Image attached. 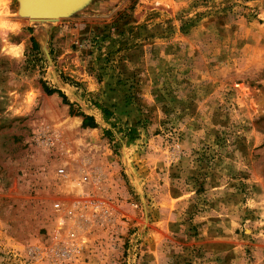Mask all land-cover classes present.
<instances>
[{"label": "rangeland", "instance_id": "374dc122", "mask_svg": "<svg viewBox=\"0 0 264 264\" xmlns=\"http://www.w3.org/2000/svg\"><path fill=\"white\" fill-rule=\"evenodd\" d=\"M20 9L0 0V264H264V0Z\"/></svg>", "mask_w": 264, "mask_h": 264}, {"label": "water", "instance_id": "95a60500", "mask_svg": "<svg viewBox=\"0 0 264 264\" xmlns=\"http://www.w3.org/2000/svg\"><path fill=\"white\" fill-rule=\"evenodd\" d=\"M84 0H21L23 17L38 22L54 21L65 17Z\"/></svg>", "mask_w": 264, "mask_h": 264}, {"label": "trees", "instance_id": "16d2710c", "mask_svg": "<svg viewBox=\"0 0 264 264\" xmlns=\"http://www.w3.org/2000/svg\"><path fill=\"white\" fill-rule=\"evenodd\" d=\"M30 42H31L32 50L36 51L37 45H36V42L34 41V39L32 37L30 38ZM40 87H41V89L45 95L51 96V95L56 94L58 97H60L61 103L68 107V114L70 116L81 117L82 118L81 126L83 128H90V129L96 128V123H95V120L93 119V117L83 114L81 108L76 103H69L66 96L59 89L51 88L44 82L40 83ZM93 106L101 114L109 115V111L107 109H105L103 106H101L97 103H93ZM103 133H104L105 137H107L108 139L111 138V135H110L108 130H104Z\"/></svg>", "mask_w": 264, "mask_h": 264}, {"label": "built area", "instance_id": "2783aa9c", "mask_svg": "<svg viewBox=\"0 0 264 264\" xmlns=\"http://www.w3.org/2000/svg\"><path fill=\"white\" fill-rule=\"evenodd\" d=\"M56 176L58 177V179H68L70 176V173L67 172V170H65V168H60L57 170L56 172ZM87 177L84 176L81 179V182L86 181ZM70 185L75 184V182L70 181L69 182ZM60 184V183H59ZM80 183H76V185H79ZM62 189V193H63V188ZM53 209L55 210L56 213H58V218L57 221L58 222H66L69 219H76L79 216L80 217H86L87 214V210H89L91 207L90 205H86V204H82L81 206H78V204L76 202H73L71 204L72 209H66L67 207V203L64 201H58L56 203H53ZM95 209V208H94ZM96 209H99L98 207H96ZM107 212V211H106ZM60 213V214H59ZM72 217V218H71ZM57 247H61L58 249V251H62V252H70L71 249L67 248L66 245H62V246H57ZM72 247V246H70ZM78 246H74L73 250H78Z\"/></svg>", "mask_w": 264, "mask_h": 264}, {"label": "bare ground", "instance_id": "6f19581e", "mask_svg": "<svg viewBox=\"0 0 264 264\" xmlns=\"http://www.w3.org/2000/svg\"><path fill=\"white\" fill-rule=\"evenodd\" d=\"M19 14H21V12L19 13ZM22 15V14H21ZM32 21V20H31ZM55 21V20H54Z\"/></svg>", "mask_w": 264, "mask_h": 264}]
</instances>
